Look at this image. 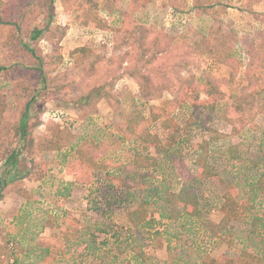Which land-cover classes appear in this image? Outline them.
Segmentation results:
<instances>
[{
    "label": "rangeland",
    "instance_id": "obj_1",
    "mask_svg": "<svg viewBox=\"0 0 264 264\" xmlns=\"http://www.w3.org/2000/svg\"><path fill=\"white\" fill-rule=\"evenodd\" d=\"M1 1L0 176L26 111L30 147L41 149L23 154L3 190L0 264H200L242 251L264 264V198L253 184L264 169V0H247L248 13L243 0L208 12L190 0ZM36 28L45 33L32 41ZM99 87L111 98H86ZM128 125L175 139L158 154ZM91 143L103 146L98 161L73 183L68 166ZM135 153L158 161L144 178ZM230 188L248 211L221 228ZM183 189L198 194L195 217L162 200ZM146 200L147 222L134 228L129 212Z\"/></svg>",
    "mask_w": 264,
    "mask_h": 264
},
{
    "label": "trees",
    "instance_id": "obj_2",
    "mask_svg": "<svg viewBox=\"0 0 264 264\" xmlns=\"http://www.w3.org/2000/svg\"><path fill=\"white\" fill-rule=\"evenodd\" d=\"M3 4L4 2L0 0V7ZM99 20L100 19L98 18V22ZM98 26H101L103 28L105 27L106 29L109 27L108 23L102 20H100ZM144 30L146 31V29ZM44 33H45V29H38V28L34 29L30 35L31 40L38 41L39 39L42 38ZM29 50L35 55V52L32 49ZM86 51L87 49H80L77 52L84 53ZM37 59L39 61L40 76L42 78H45L41 59L38 57ZM4 69L5 67H0V72ZM45 82L46 81H44V86H46ZM208 84L211 86L212 90L214 91L218 90L219 87L218 81L208 79ZM250 89H251L250 86L245 88L246 91ZM37 91H38L37 93L40 94L42 88ZM102 92H103L102 89L99 87L93 90L90 95H87L86 98H90V100L91 99L94 100V98L97 100L103 98H108V99L111 98L109 92H104V93ZM28 122H29L28 111H26L23 117L21 118L19 125L16 128L19 135L18 146L12 147L11 149L6 148L5 150L6 155L2 159L3 174L0 176V200H2L3 197L2 193L6 187H8L9 185H16L14 181L15 178H13L12 175L20 166V163L22 162L23 154L27 152H30L32 154L35 152L36 154V151H39V149H41V148L37 149L38 147L33 148V146L30 147L31 138L33 137V135H31V133L29 132ZM163 126L165 129L168 130L173 129L175 133L178 132L179 130L177 125L170 118H166ZM125 131L126 134L130 136L139 135L143 143L147 146L153 147L156 150V153L158 154L165 153L167 151L166 148L167 143L175 139L174 135H170L167 143H163L162 140L157 135H153L147 129H143L142 127L140 128L139 125L137 126L128 125ZM42 139L48 142L47 145L52 144V141L47 139L46 137H43ZM57 142H60L59 139L57 140ZM96 144L91 143L81 147V149H79L77 152L76 160L73 163L69 164L68 166L69 172L74 174L76 177H79L81 173L83 174V176L81 175V178L79 177L81 182L85 181L86 179L84 173L86 174V172H88L86 175L88 176L92 168V165L93 166L96 165L98 161L99 158L98 154H100L99 152L103 148V146L101 145L98 146ZM47 149L48 147L42 150L46 151ZM202 162H204V160L200 159L199 164H202V167L200 168V175L209 176L210 169L209 168L208 169L206 168L207 170L204 169L205 167ZM156 165H158L157 159L150 157L149 155L144 153H135L132 160L133 169L143 172L142 173L143 178L147 176L150 172V169L156 167ZM100 166L102 169L107 168V165L104 162H102ZM253 184L255 185L254 191L264 198V169L261 173H259L255 177ZM223 198H224V203L223 206L221 207V222H220L221 228H225L229 226L234 221L241 220L244 214L248 211L246 209V206H244L239 202V198L237 197L236 192L233 188H230L226 192ZM162 200L164 201V204H166V206L169 205L172 208L175 206V208H177L180 213L185 214L189 217H195L200 212L198 194L187 189H183L179 193H171L167 197L163 196ZM146 203H148L147 200L141 205H139L136 209H133L129 212L128 217L132 227L139 228L142 227L147 222L148 211H147V207L145 206ZM165 217L167 216L164 213H162V218ZM256 220L259 221V218L256 217ZM141 264H147V262ZM200 264H263V258L254 253L242 251L239 253V255L236 254L233 257L227 256L224 257L223 259H216L212 256H206Z\"/></svg>",
    "mask_w": 264,
    "mask_h": 264
},
{
    "label": "crops",
    "instance_id": "obj_3",
    "mask_svg": "<svg viewBox=\"0 0 264 264\" xmlns=\"http://www.w3.org/2000/svg\"><path fill=\"white\" fill-rule=\"evenodd\" d=\"M185 0H168V2H170L169 4L173 7H179L180 4L184 3ZM241 1V0H240ZM181 2V3H180ZM189 2H191L190 4H192L194 6V8H196V11H204L206 10L207 12L209 10L212 9V7H222L225 9H231L232 6H236V1L235 0H190V1H186V5L189 4ZM247 0H243L241 1V3L237 4V6H239L240 10L243 11L242 9L246 8V4H247ZM254 2V8H258L259 4L261 2H256V0L253 1ZM243 4V5H242ZM188 6V5H187ZM244 13H248L245 10L243 11ZM205 17V14H202ZM207 17V16H206ZM67 179L70 180L71 182L74 180H76V184L81 183L79 177H76L74 174H72L71 172H68V174L66 175ZM73 185V184H71ZM11 194L7 195L8 197ZM7 199L5 198V201Z\"/></svg>",
    "mask_w": 264,
    "mask_h": 264
},
{
    "label": "built area",
    "instance_id": "obj_4",
    "mask_svg": "<svg viewBox=\"0 0 264 264\" xmlns=\"http://www.w3.org/2000/svg\"><path fill=\"white\" fill-rule=\"evenodd\" d=\"M65 116H67L66 114H64L63 112H61L59 109L55 112L52 113V118L57 120V121H62Z\"/></svg>",
    "mask_w": 264,
    "mask_h": 264
}]
</instances>
